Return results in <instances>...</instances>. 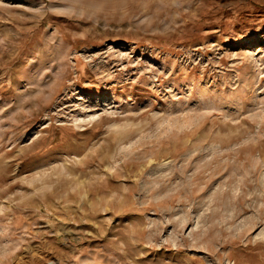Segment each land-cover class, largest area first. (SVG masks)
Listing matches in <instances>:
<instances>
[{
  "label": "rangeland",
  "instance_id": "1",
  "mask_svg": "<svg viewBox=\"0 0 264 264\" xmlns=\"http://www.w3.org/2000/svg\"><path fill=\"white\" fill-rule=\"evenodd\" d=\"M0 264H264V0H0Z\"/></svg>",
  "mask_w": 264,
  "mask_h": 264
}]
</instances>
